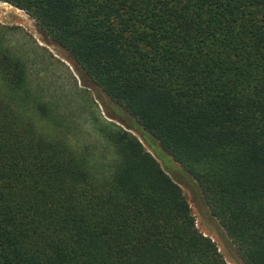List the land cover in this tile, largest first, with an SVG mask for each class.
<instances>
[{"label":"trees","instance_id":"1","mask_svg":"<svg viewBox=\"0 0 264 264\" xmlns=\"http://www.w3.org/2000/svg\"><path fill=\"white\" fill-rule=\"evenodd\" d=\"M0 1L130 119L100 127L114 159L91 162L36 125L24 63L0 43V264H229L139 127L242 263L264 264V0Z\"/></svg>","mask_w":264,"mask_h":264},{"label":"rangeland","instance_id":"2","mask_svg":"<svg viewBox=\"0 0 264 264\" xmlns=\"http://www.w3.org/2000/svg\"><path fill=\"white\" fill-rule=\"evenodd\" d=\"M0 43L24 63L27 88L38 102L36 125L52 136L61 135L73 150H85L95 164L113 160L112 149L103 140L100 127H126L121 121L129 123V117L33 18L5 1H0ZM129 131L180 184L198 230L215 242L229 264H243L227 233L210 213L196 181L150 134L140 127Z\"/></svg>","mask_w":264,"mask_h":264}]
</instances>
